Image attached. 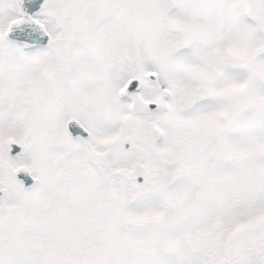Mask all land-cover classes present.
I'll return each mask as SVG.
<instances>
[{"label":"snow or ice","instance_id":"snow-or-ice-1","mask_svg":"<svg viewBox=\"0 0 264 264\" xmlns=\"http://www.w3.org/2000/svg\"><path fill=\"white\" fill-rule=\"evenodd\" d=\"M0 264H264V0H0Z\"/></svg>","mask_w":264,"mask_h":264}]
</instances>
